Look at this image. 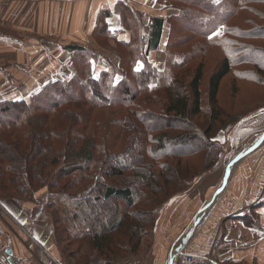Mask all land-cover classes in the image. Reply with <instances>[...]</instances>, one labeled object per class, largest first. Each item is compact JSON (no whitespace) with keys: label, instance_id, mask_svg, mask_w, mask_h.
Here are the masks:
<instances>
[{"label":"trees","instance_id":"16d2710c","mask_svg":"<svg viewBox=\"0 0 264 264\" xmlns=\"http://www.w3.org/2000/svg\"><path fill=\"white\" fill-rule=\"evenodd\" d=\"M165 1L172 13L152 18L147 36L126 2L117 8L129 41L102 22L96 28L99 45L114 41L115 63L75 48L69 81L27 102H0V203L32 201L46 188L43 220L69 264L140 260L161 207L221 165L228 145L217 136L264 110V0ZM165 20L159 70L147 53L159 47ZM261 207L264 199L244 222L254 226Z\"/></svg>","mask_w":264,"mask_h":264},{"label":"crops","instance_id":"0c3cea01","mask_svg":"<svg viewBox=\"0 0 264 264\" xmlns=\"http://www.w3.org/2000/svg\"><path fill=\"white\" fill-rule=\"evenodd\" d=\"M121 2L140 15L144 36L149 34L152 18H167V5L157 0H0V102H27L48 85L69 81L75 73V48L91 49L115 63L113 48L105 49L114 41L109 39L103 47L94 34L102 22L110 35L129 41L117 8ZM168 29L165 20L159 47L147 53L148 61L159 70L164 67ZM232 134V147L248 145L261 134L264 138V110L243 118ZM230 155L225 154L216 182L179 193L161 207L152 232L143 240L142 264H178L183 252L210 251H215L221 264H264V207L256 210L254 226L243 219L264 199V142L241 152L236 161ZM221 182L220 191H215ZM48 202L44 188L32 201L0 203V264H9L10 253L13 264L17 260L66 264L50 224L43 220ZM187 235V244L177 253ZM216 238L219 247L215 249Z\"/></svg>","mask_w":264,"mask_h":264},{"label":"rangeland","instance_id":"374dc122","mask_svg":"<svg viewBox=\"0 0 264 264\" xmlns=\"http://www.w3.org/2000/svg\"><path fill=\"white\" fill-rule=\"evenodd\" d=\"M158 1V0H157ZM161 2H163V4H166V5H168L167 3L168 2H166L165 0H163V1H161ZM159 5H161L160 3H158ZM191 9H192V13L193 14H196V12H198V10L196 9V8H194V7H191ZM166 14H169L168 13V11H166ZM176 26H175V29H174V31H173V37H172V45L174 44V42L176 41V39L177 38H179L180 37V34H178V32H177V30L179 29V27H178V24H175ZM104 47V46H103ZM105 49H110V48H105ZM173 50V49H172ZM114 53V52H113ZM99 62H100V64L101 65H105V64H107V63H110V61L108 60V59H106V58H104V57H101L100 59H99ZM108 66V65H107ZM109 68V67H108ZM230 80H231V78L229 79H227L225 82H224V86L226 87V88H228V90H230L231 89V83H230ZM242 89H243V93L245 94V93H249V90L247 89V88H244V86L242 87ZM242 92H239L238 93V98H241V99H248L247 97H244L245 95L243 94ZM244 95V96H243ZM252 96V95H251ZM250 96V97H251ZM249 97V98H250ZM245 101V100H244ZM247 105H245L244 107H246ZM243 106H241V108H242ZM234 127H235V125L234 126H232V127H230L226 132H224V133H221V134H219L218 136H217V139H218V142L221 144H225V145H229V147H226L225 149V152H226V154H231L230 156L232 157V159H234V161H236V159H237V155L239 156L240 155V153L242 152H247L249 149H251V148H253L255 145L256 146H258L259 145V143H260V141H263L264 142V138H263V135L261 134V135H258L256 138L257 139H251V141L248 143V145H245V146H241V145H239V146H234V147H232V144H231V142H229V139H231V137H232V132H233V130H234ZM261 139V140H260ZM263 139V140H262ZM5 140H6V138H5ZM238 143V142H237ZM254 143V144H253ZM230 145H231V147H230ZM229 148H230V151H229ZM243 150V151H242ZM226 158H227V156H223V160H222V163H221V165L220 166H216V167H214L212 170H210V171H208V172H206V173H204V174H202V175H200L199 177H197L196 178V180L194 181V186H193V188L195 189L196 187H202V186H207V185H209V184H212V183H214V182H216V176L219 174V168H223V165H224V161L226 160ZM221 176V175H220ZM219 179L220 178H218V181H219ZM217 185V189H215V191H217V192H219L220 191V186L222 185V182L220 183V185H219V183H217L216 184ZM216 192V193H217ZM49 199H50V197H49ZM215 199V198H214ZM212 200V199H211ZM102 207V204L99 202V204H97L95 207H94V209L95 210H99L100 208ZM123 213V211L121 210V214ZM150 235V233L146 236V237H144V239L145 238H147L148 236ZM143 239V240H144ZM66 261V260H65ZM67 262V261H66ZM67 264H69V262H67ZM179 264V263H178Z\"/></svg>","mask_w":264,"mask_h":264},{"label":"built area","instance_id":"2783aa9c","mask_svg":"<svg viewBox=\"0 0 264 264\" xmlns=\"http://www.w3.org/2000/svg\"><path fill=\"white\" fill-rule=\"evenodd\" d=\"M3 14V7L0 5V20ZM213 248L219 247V240L213 239ZM5 257L6 255L3 254ZM15 264H24L22 260L15 261ZM124 264H142L140 260H130L126 261ZM179 264H221L217 261L215 251H210L207 254H191V253H181L179 257Z\"/></svg>","mask_w":264,"mask_h":264},{"label":"water","instance_id":"95a60500","mask_svg":"<svg viewBox=\"0 0 264 264\" xmlns=\"http://www.w3.org/2000/svg\"><path fill=\"white\" fill-rule=\"evenodd\" d=\"M227 171H226V175H225V180L227 179ZM188 240H189V235H187L184 239H182L180 246L176 249L177 253H179L184 248V246L187 244ZM7 262L9 264H13V261L11 259V253L9 254V258H8Z\"/></svg>","mask_w":264,"mask_h":264}]
</instances>
